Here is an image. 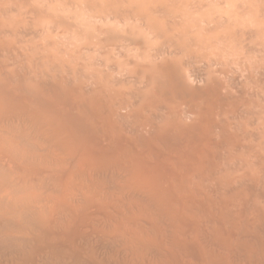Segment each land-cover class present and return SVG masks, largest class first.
<instances>
[{
    "label": "bare ground",
    "instance_id": "6f19581e",
    "mask_svg": "<svg viewBox=\"0 0 264 264\" xmlns=\"http://www.w3.org/2000/svg\"><path fill=\"white\" fill-rule=\"evenodd\" d=\"M184 2L0 0V264H264L256 13Z\"/></svg>",
    "mask_w": 264,
    "mask_h": 264
},
{
    "label": "rangeland",
    "instance_id": "374dc122",
    "mask_svg": "<svg viewBox=\"0 0 264 264\" xmlns=\"http://www.w3.org/2000/svg\"><path fill=\"white\" fill-rule=\"evenodd\" d=\"M190 1V2H189ZM191 1H193V0H187V2H189L190 3V5H193V3H194V5L195 4H197L198 3V1L199 0H194L192 3H191ZM204 1V2H203ZM217 1L218 0H200V5H199V7H198V12L199 13H201V10H202V8H204L203 9V11L202 12H204V10H205V12H207V13H209V7H211V11H210V14H213L216 10H217V13L219 12L218 11V9L219 10H222L220 13V15L221 16H223V18H225V14H224V12L226 13V15L228 16V18L226 17L225 19H224V21H225V25H226V22H227V26L229 25V23H230V21H231V25H232V23L234 24V26L232 25L231 27L233 28V29H235V31L237 32L238 30H239V32H240V29L241 30H243V27H238V24L236 23V22H238V18L240 19L239 20V22L238 23H240V21H243V22H245V26H246V16H243V18H242V12L244 13H248V11H249V13L250 12H252L253 11V13L255 12L256 14H255V18H256V20L254 19V18H250V17H248V15H247V19H249V21H248V24H247V26L248 27H246L247 28V30H246V28H245V30H244V32H240L239 33V36H243V37H238L237 36V34L235 33V38H234V40L232 41V46H231V49L232 50H230L231 51V54L232 55H234V57H236V56H238V53H239V51L237 52L236 51V49H240L241 50V46H243V44L245 43L246 44V42H247V46H245V48H246V50H247V55H249L248 56V58H251V61H252V59H253V57H254V62L252 63L253 64V67L255 66V62L257 63V57H259L258 58V63L259 62H263L264 63V59L263 58H261L260 59V56L261 57H263V55H264V52H263V50L264 49H262V47H264V0H258L259 2H257V0H254V2L252 3V1L253 0H245L246 1V3H245V1L244 0H235V3H233L234 2V0L232 1V0H224V3H222L223 4V6H222V4H221V2H223V0H219V2L217 3ZM231 2L232 3V7H231V3H230V7L231 8H229V9H231L230 11H229V9H227V7H229L228 5V3H225V2ZM251 2V7H249V6H247L248 5V2ZM187 2H184V5H186L187 4ZM202 2H203V4H202ZM208 2L210 3V4H208ZM206 3V4H205ZM215 3V4H214ZM236 3H238V5L236 4ZM244 3V4H243ZM217 4V5H216ZM224 4H226V5H224ZM242 4V5H241ZM202 5V6H201ZM205 5V6H204ZM211 5V6H210ZM219 5V6H218ZM235 5V7L233 8V6ZM246 5V6H245ZM249 5H250V3H249ZM253 5V6H252ZM206 6L208 7V8H206ZM243 6H245V9H246V11H245V9H244V11H243ZM201 7V8H200ZM260 7H261V9L263 10V11H261V9H260ZM222 8V9H221ZM232 8H233V10H232ZM251 8V9H250ZM199 9H200V11H199ZM212 9H215V11H213ZM238 9V10H237ZM241 9H242V11H241ZM223 10H224V12H223ZM235 10V11H234ZM259 10H260V13H259ZM237 11H238V13H237ZM193 12V11H192ZM204 12V13H205ZM231 12V13H230ZM196 13V12H195ZM245 13H244V15H245ZM262 13V14H261ZM194 14V13H193ZM216 14V13H215ZM215 14H213V15H215ZM259 14H261V17L259 16ZM196 15H197V13H196ZM219 15V14H218ZM234 15L236 16L235 18H234ZM240 15H241V17H240ZM195 16V15H194ZM233 16V17H232ZM258 16H259V18H258ZM263 16V17H262ZM231 17H232V19H231ZM242 18V19H241ZM227 19V20H226ZM234 19V20H233ZM251 19V20H250ZM261 20H262V23H261ZM254 21V23L255 24H253L252 22ZM260 21V22H259ZM252 24V28H249V24ZM261 23V24H260ZM235 24H236V27L237 28H235ZM242 24V23H241ZM240 24V26H244V25H241ZM251 24H250V26H251ZM223 25H224V22H223ZM228 27H230V25L228 26ZM251 29V30H250ZM261 29H263V30H261ZM252 30H253V33H250V31L252 32ZM248 32L249 31V34H250V37H248L249 35H244V33L245 32ZM255 31V32H254ZM261 31V32H260ZM254 33H255V37L256 36H258V34L260 33H263V36H261V37H259V39L261 38V39H263V41L262 40H259V39H255V37H254ZM251 34H252V36H253V38H252V36H251ZM260 34H259V36H260ZM238 37V38H237ZM246 37H248L247 39H246ZM243 38V39H242ZM240 39H241V41H240ZM250 39L253 41V45H252V41H250ZM255 39V40H254ZM254 41H256V44L254 43ZM260 41V45L259 44H257L258 42ZM234 42V43H233ZM235 43H236V45H237V43L239 44L240 43V47H239V45H237V47H235ZM248 43L250 44L249 46H248ZM263 43V44H262ZM234 45V46H233ZM256 45H257V47L259 48V46H261V48H259L260 49V54H258L259 53V49H258V51H256L255 52V54H257L256 56H255V54L253 53L254 52V50H255V48H256ZM254 46V48H253V50H252V48H250V47H253ZM239 47V48H238ZM247 47H248V49L250 48L251 49V51L249 50L248 51V49H247ZM262 49V50H261ZM242 50L243 51H241V53H239V55H240V57H242L241 56V54L243 53V54H245L246 55V51L244 50V46H243V48H242ZM234 51H235V54H234ZM262 51V52H261ZM250 52V53H249ZM253 53V55H252V57H250L251 56V54ZM262 53H263V55H262ZM237 54V55H236ZM259 55V56H258ZM256 64L257 65V69H259V71H260V68H261V71H262V67L259 65V64ZM261 64L262 66L264 65V64ZM256 69V70H257ZM255 69L253 70V72H252V75L250 76V78H251V80H250V83L249 84H251V86L253 85L252 84V82H253V80L255 79V84L258 82V86L257 87H255V84L253 85L257 90H258V88H259V90L258 91H260V85L262 86V84H261V82L263 83V86H264V82H263V80H264V66H263V71H262V73H261V71H260V74H258L259 73V71L257 70L256 71ZM254 71H255V75L256 76H254L253 74H254ZM253 77V78H252ZM258 77V78H257ZM249 78V79H250ZM257 78V79H256ZM249 79H248V82H249ZM260 80V81H259ZM264 87H262V89H263ZM262 91V90H261ZM260 104L262 103V101L261 102H259ZM258 108V107H257ZM256 108V109H257Z\"/></svg>",
    "mask_w": 264,
    "mask_h": 264
}]
</instances>
